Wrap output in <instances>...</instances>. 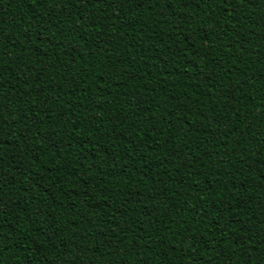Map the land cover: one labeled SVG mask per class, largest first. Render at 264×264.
<instances>
[{
	"label": "trees",
	"instance_id": "16d2710c",
	"mask_svg": "<svg viewBox=\"0 0 264 264\" xmlns=\"http://www.w3.org/2000/svg\"><path fill=\"white\" fill-rule=\"evenodd\" d=\"M0 264H264V0H0Z\"/></svg>",
	"mask_w": 264,
	"mask_h": 264
}]
</instances>
